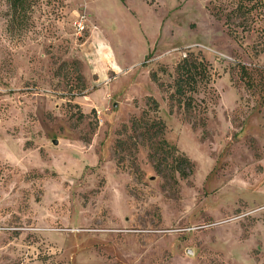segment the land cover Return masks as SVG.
<instances>
[{"label":"rangeland","instance_id":"obj_1","mask_svg":"<svg viewBox=\"0 0 264 264\" xmlns=\"http://www.w3.org/2000/svg\"><path fill=\"white\" fill-rule=\"evenodd\" d=\"M32 2L12 24L0 0V264H264V21L226 25L228 0ZM188 52L213 73L192 111L168 98ZM148 97L171 153L134 124Z\"/></svg>","mask_w":264,"mask_h":264},{"label":"trees","instance_id":"obj_2","mask_svg":"<svg viewBox=\"0 0 264 264\" xmlns=\"http://www.w3.org/2000/svg\"><path fill=\"white\" fill-rule=\"evenodd\" d=\"M8 3L12 12L11 23L14 24V22H23L25 20L27 12L32 7L33 2L32 0H8ZM228 6L231 8L225 17L226 25L227 23L229 24L230 18L240 20L239 26H241L243 22L246 23V21H251L253 24L258 21H264V0H228ZM224 9L223 7L218 8L216 12H214V15H222L221 13ZM260 31L262 32L261 42H258L260 50H256L257 53L261 52L264 46V27L260 28ZM211 69L210 63L205 60L203 56L198 53L188 52L184 58H181L177 62L174 68V79L172 85H170L172 91L169 94V100L176 102L178 106L183 107L185 111H192L197 105L196 96L199 95L200 89L208 88L212 82L213 73ZM150 77L159 88H164L163 84L158 81L155 72H151ZM83 88L85 87L83 86ZM147 100V110L142 112V117L140 119L134 120V124L139 128L145 129L144 133L146 136L148 135V140L152 139V137L160 136V142L158 143H161V145L166 148H171L169 150V153H171V150H176V147L168 146L164 139L165 124L163 121L157 117L155 119L147 118L148 113H153V115L158 113V102L153 97H148ZM177 157L178 167L183 164H190L183 155ZM183 173L184 172L181 170V175H183Z\"/></svg>","mask_w":264,"mask_h":264},{"label":"built area","instance_id":"obj_3","mask_svg":"<svg viewBox=\"0 0 264 264\" xmlns=\"http://www.w3.org/2000/svg\"><path fill=\"white\" fill-rule=\"evenodd\" d=\"M86 20L85 15H80L78 16V19L74 22V28L78 30L79 32L83 31L85 26H84V21Z\"/></svg>","mask_w":264,"mask_h":264},{"label":"crops","instance_id":"obj_4","mask_svg":"<svg viewBox=\"0 0 264 264\" xmlns=\"http://www.w3.org/2000/svg\"><path fill=\"white\" fill-rule=\"evenodd\" d=\"M90 39L94 40L95 39V34H91Z\"/></svg>","mask_w":264,"mask_h":264},{"label":"water","instance_id":"obj_5","mask_svg":"<svg viewBox=\"0 0 264 264\" xmlns=\"http://www.w3.org/2000/svg\"><path fill=\"white\" fill-rule=\"evenodd\" d=\"M54 144H57V141L56 140L54 141Z\"/></svg>","mask_w":264,"mask_h":264}]
</instances>
